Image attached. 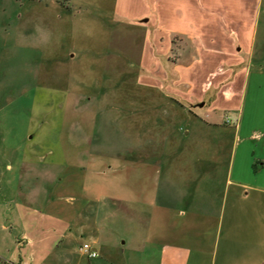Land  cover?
Masks as SVG:
<instances>
[{
  "label": "rangeland",
  "instance_id": "1",
  "mask_svg": "<svg viewBox=\"0 0 264 264\" xmlns=\"http://www.w3.org/2000/svg\"><path fill=\"white\" fill-rule=\"evenodd\" d=\"M118 1L0 0L3 257L18 250L23 233L32 236L36 228L42 249L59 245L47 264H146V252L138 247L146 230L117 201L84 193L82 172L65 161L74 100L98 112L93 134L102 139L103 149H116L122 118L127 131L140 129L157 151L168 152L179 145L192 120L209 121L217 114L207 105L226 104L234 89L229 71L238 65L221 64L215 53L230 47L228 39L205 44L203 63L183 64L198 56L190 43L169 44L163 33L152 31L156 25L149 16L117 15ZM138 1L123 0L127 12L139 9ZM254 2V44L240 109L219 114L232 127L238 125L229 172L251 187L264 185V164L259 165L264 163V0ZM181 67L188 68L187 81L179 79ZM120 164L125 172L131 162ZM69 172H77L74 183L67 177L57 185ZM61 207L67 221L60 220ZM84 243L97 255L81 251Z\"/></svg>",
  "mask_w": 264,
  "mask_h": 264
},
{
  "label": "crops",
  "instance_id": "2",
  "mask_svg": "<svg viewBox=\"0 0 264 264\" xmlns=\"http://www.w3.org/2000/svg\"><path fill=\"white\" fill-rule=\"evenodd\" d=\"M118 2L117 15L149 16L156 25L152 31L163 33L169 44L190 43L198 56L183 64L203 63L205 44L220 45L228 39L230 47L216 48L215 53L221 64L238 65L229 71L234 89L226 95V104L207 105L217 114L209 121L192 120L185 139L168 152L157 151L151 136L140 129L127 131L122 118L116 149H103L102 139L93 134L98 112L76 106L74 100L68 131L71 149L65 161L82 172L84 193L94 200L117 201L137 227L146 230L138 246L146 252V264H264V185L251 187L229 172L230 144L234 151L238 125L232 127L219 116L224 110L240 109L254 44V0H139L141 7L130 13L127 3ZM233 41L235 53L230 52ZM186 68L181 67L180 80L190 79ZM124 161L131 162L125 172L120 168ZM76 173L59 177L57 185L67 177L74 183ZM59 210L64 214L60 220L67 221L65 209ZM31 232L32 236L23 233L18 250L0 255V264L51 263L52 250L59 245L42 249L38 231Z\"/></svg>",
  "mask_w": 264,
  "mask_h": 264
},
{
  "label": "built area",
  "instance_id": "3",
  "mask_svg": "<svg viewBox=\"0 0 264 264\" xmlns=\"http://www.w3.org/2000/svg\"><path fill=\"white\" fill-rule=\"evenodd\" d=\"M79 249H80L81 251L87 253V255H88L89 257H94V256L97 255L96 251L93 250V249L91 248V246H90L88 243H84V244H82V245L79 247Z\"/></svg>",
  "mask_w": 264,
  "mask_h": 264
},
{
  "label": "water",
  "instance_id": "4",
  "mask_svg": "<svg viewBox=\"0 0 264 264\" xmlns=\"http://www.w3.org/2000/svg\"><path fill=\"white\" fill-rule=\"evenodd\" d=\"M200 105H202V104H200Z\"/></svg>",
  "mask_w": 264,
  "mask_h": 264
}]
</instances>
